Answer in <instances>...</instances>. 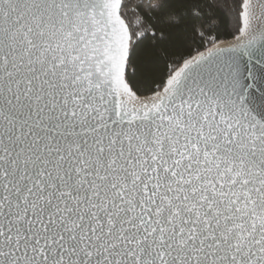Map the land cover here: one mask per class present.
<instances>
[{
	"label": "snow or ice",
	"instance_id": "snow-or-ice-1",
	"mask_svg": "<svg viewBox=\"0 0 264 264\" xmlns=\"http://www.w3.org/2000/svg\"><path fill=\"white\" fill-rule=\"evenodd\" d=\"M0 264H264V0H0Z\"/></svg>",
	"mask_w": 264,
	"mask_h": 264
}]
</instances>
